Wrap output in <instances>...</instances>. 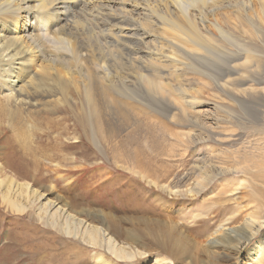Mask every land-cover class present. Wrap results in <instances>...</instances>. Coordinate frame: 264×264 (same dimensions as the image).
<instances>
[{"label":"bare ground","instance_id":"bare-ground-1","mask_svg":"<svg viewBox=\"0 0 264 264\" xmlns=\"http://www.w3.org/2000/svg\"><path fill=\"white\" fill-rule=\"evenodd\" d=\"M254 8L264 10V0H0V149L8 153L5 164L0 163V208L15 218L33 219L34 230L39 235L44 230L50 237L45 241L60 247L66 238L106 250L117 260L129 259L130 238L120 242L112 234L110 221L119 226L120 219L94 206L81 208L62 194L74 190L77 180L66 177L86 160L78 158L85 152L82 142L108 157L114 131L142 113L180 128L193 153L225 144V159L235 167L199 155L189 169L165 179L139 164L133 173L140 180L176 201L225 186L215 195L225 199L222 204L239 201L249 187L248 205L257 202V209L263 208L257 181L264 183V175H258L264 149L256 134L264 133V106L255 99L264 95V83L255 74L264 71V11L255 20L249 16ZM89 36L97 49L88 44ZM189 72L220 73L227 104L187 95L188 82L181 77ZM220 109L221 117L214 118L212 112ZM234 128L255 133L240 135ZM170 178L176 182L162 183ZM230 178L239 180L223 183ZM239 212L224 217L213 231H200V254L220 255L228 263L264 233V219L254 211L244 217ZM149 224L161 252L179 262L196 246L170 218ZM8 233L13 250L32 246L35 256L49 249L43 240L36 245L31 240L24 249L18 234ZM261 250L262 240L247 264H261ZM99 255L94 264H112ZM74 257L81 259L80 254ZM151 263L173 264L158 257Z\"/></svg>","mask_w":264,"mask_h":264},{"label":"rangeland","instance_id":"rangeland-1","mask_svg":"<svg viewBox=\"0 0 264 264\" xmlns=\"http://www.w3.org/2000/svg\"><path fill=\"white\" fill-rule=\"evenodd\" d=\"M263 11L254 8L249 16L256 20ZM261 17L264 22L263 14ZM246 20L249 22V19ZM82 23L87 26L89 21L83 20ZM231 24L237 25L238 22H231ZM233 25H230V28H233ZM87 42L97 49L96 41L92 36L87 37ZM255 75L264 83V71ZM206 77L211 79L208 80ZM220 77V73L200 76L189 72L182 75L181 81L182 83L184 81L188 82L186 83L188 84L186 87L187 95L208 100L221 106L226 105L227 102L220 87ZM262 88H264V85ZM174 92L183 96L177 91ZM248 100L251 101L249 98ZM255 103L260 107L264 106V95H258ZM261 109L264 112V108ZM220 111L221 109L216 110L211 115L219 119L221 117ZM215 128L211 129L214 130ZM182 132L180 128L170 125L168 122L163 124L162 121L160 122L156 118L142 113L135 116V119H131V123L127 128H118L114 131L113 140L108 147L110 149L108 157L104 153L95 150L86 141H83L82 148L85 152L83 155H79L78 158L85 156L86 160L75 165L77 169H74L66 177L77 180V183L73 185V191H64V194H62L68 201L78 204L81 208L94 206L98 210L101 209L105 214L121 220L119 226L114 224L112 220L110 221L113 229L112 234L120 242L130 238L131 243L127 245L132 250L129 259L117 260L113 255L107 254L106 250L88 248L85 242H74L66 238H62L64 240L62 244L66 243V245H63L65 247L63 249L62 246L60 247L49 240L45 241L44 238L50 239V237L43 235L44 230L39 232L40 235L38 231L34 230L36 222L33 219L25 217L22 219L19 218L20 216L15 218L17 215L13 216L5 213L4 209L0 208V264L3 262L9 264H94L95 257L100 256L99 253L112 264H154L151 262L156 257L161 260L167 258L173 264H247L250 260L247 257L248 254L254 251V247L259 241H264V233L257 240L251 242L239 256L234 254V258L230 259L228 263H223L224 260L220 255L211 257L200 254L197 245L203 240L199 237L201 230L209 229V232L213 231L220 225L224 217L228 218L232 214L236 215V211L237 214L240 211L241 217L254 211L257 218L264 219V207L257 209V202L248 205L251 191L249 187L245 192H241L242 196L240 195V198H243L235 202L236 204L233 201L222 204L221 201L225 199L215 197L225 186L208 190L206 194L200 195L194 200L176 201L170 198L168 194L160 192L154 186L152 187L146 181L140 180L134 174L138 171L137 166L143 163L144 167L157 171L158 174L161 172L160 174H163L164 179L168 177V173L171 177H174L176 173V176H178L185 169H189L199 155H212L221 160L222 163L228 162L230 167H235L234 162L225 159L226 156L223 153L227 149L225 144L205 145L193 153L196 151L195 148L188 147L181 137ZM236 133L251 135L255 131L237 130ZM256 136H259L258 139H262L259 147L264 149V133L262 135L256 134ZM43 140L42 145L48 143L46 138H43ZM71 143L72 141L69 144ZM185 149L186 151H184ZM0 153H3L1 154L0 163L5 164L3 160H6L8 153L4 154L1 149ZM119 159L122 163H119ZM8 163L13 168L15 167L13 160L10 159ZM69 165L71 168L74 166V164ZM18 174L19 171H14L15 178L19 177ZM258 175H264V168L258 170ZM230 179H222V181H226L223 183L227 185L228 181L237 182L239 180V178ZM175 182L176 179L170 178V180L162 183L174 184ZM60 187H65V184L60 183ZM257 188L264 192V183L260 179L257 181ZM226 199L230 200L231 198ZM168 218L174 220L179 228L185 231L188 240L192 241L193 244L196 243L197 246H192V252L184 255L182 253V256H179L182 257L181 262L161 252L154 241V238L157 237L156 234L149 235L152 229V225L149 224L150 220L165 221ZM207 219H211L210 222L204 223L203 221ZM9 230H14L18 234V241L20 245H25L24 249L32 244L31 240L34 242L32 245H36V243L43 240L48 242L46 247L50 250L46 249L35 256L32 254V246L26 250H13L10 244L12 237L8 233ZM72 243L77 244L76 249L73 246L71 247ZM8 245L10 246L9 249H7ZM55 247L57 250H53ZM21 251L24 255L17 254H21ZM79 254L81 259L77 260L74 255ZM142 254H146V256L141 258L140 255ZM258 255V261L264 264V251L261 250Z\"/></svg>","mask_w":264,"mask_h":264}]
</instances>
